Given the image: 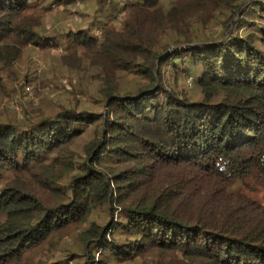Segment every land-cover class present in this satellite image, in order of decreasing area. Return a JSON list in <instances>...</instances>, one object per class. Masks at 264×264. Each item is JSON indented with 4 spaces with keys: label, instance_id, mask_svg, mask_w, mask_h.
<instances>
[{
    "label": "trees",
    "instance_id": "trees-1",
    "mask_svg": "<svg viewBox=\"0 0 264 264\" xmlns=\"http://www.w3.org/2000/svg\"><path fill=\"white\" fill-rule=\"evenodd\" d=\"M45 1L0 0L8 70L57 47ZM54 1L119 16L62 43L104 109L0 122V264H64L78 227L77 264H264V0Z\"/></svg>",
    "mask_w": 264,
    "mask_h": 264
},
{
    "label": "rangeland",
    "instance_id": "rangeland-1",
    "mask_svg": "<svg viewBox=\"0 0 264 264\" xmlns=\"http://www.w3.org/2000/svg\"><path fill=\"white\" fill-rule=\"evenodd\" d=\"M44 5H49V9L38 31L43 38L57 36V47L29 48L17 59L11 71L0 64V122L20 120L24 111L38 107L45 113L55 112L62 105L76 106L90 112H102L104 109L95 93L94 70L86 64L82 65L84 70L78 73L75 69H69L62 60L66 55L62 43L64 34L70 30L90 29L92 34L99 36V27L103 22L119 24L118 14L109 15L108 20L96 11L90 1L62 5L47 0ZM89 135H92V130L87 131V137ZM250 195L264 203L261 193ZM97 215L101 219L104 217L98 210L91 218ZM81 228L60 237L54 259H63L64 264L84 261L82 247L77 242Z\"/></svg>",
    "mask_w": 264,
    "mask_h": 264
},
{
    "label": "water",
    "instance_id": "water-1",
    "mask_svg": "<svg viewBox=\"0 0 264 264\" xmlns=\"http://www.w3.org/2000/svg\"><path fill=\"white\" fill-rule=\"evenodd\" d=\"M170 52H171V49L167 50V52H166L164 55H162V56L159 58V60L165 58L166 56H168V54H169Z\"/></svg>",
    "mask_w": 264,
    "mask_h": 264
}]
</instances>
